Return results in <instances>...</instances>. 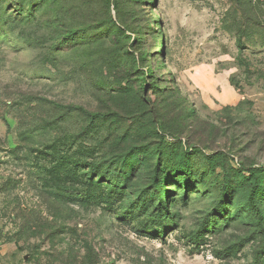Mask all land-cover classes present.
Masks as SVG:
<instances>
[{"label":"rangeland","instance_id":"374dc122","mask_svg":"<svg viewBox=\"0 0 264 264\" xmlns=\"http://www.w3.org/2000/svg\"><path fill=\"white\" fill-rule=\"evenodd\" d=\"M78 4L0 0V264H264V0Z\"/></svg>","mask_w":264,"mask_h":264},{"label":"trees","instance_id":"16d2710c","mask_svg":"<svg viewBox=\"0 0 264 264\" xmlns=\"http://www.w3.org/2000/svg\"><path fill=\"white\" fill-rule=\"evenodd\" d=\"M106 5V3H105ZM99 6V0H79V4L77 6V8L79 9V15L77 16L80 19V27H79V31L82 33V35H80V38L83 39V37L85 36V34H87L90 28H95V25H100L102 23V25H100L102 28L105 27L106 33L108 32L107 29L113 33V35H119L120 33L124 32L122 27L120 25L117 24V22L112 18V17H101L100 15H98L97 13L92 14H87L86 10L88 9H92ZM107 7H110V0H107ZM99 19L97 22L95 20ZM100 23V24H99ZM240 39L238 41V44L240 46L243 45L244 42V37L246 34V32H244L243 27H240ZM242 30V31H241ZM75 29H72V27L69 24H66L65 28L61 31V36L63 41L69 43L71 42V39H74L76 34ZM109 34V33H108ZM107 34V35H108ZM87 41V40H84ZM73 108H77L79 110H81L82 112H87L83 107H73ZM87 114H89V116H91L92 120H96L99 118H103L105 117V113L102 112H94V113H89L87 112ZM186 152H189L188 150ZM254 192L250 195L249 200L251 203L255 204V198H254ZM263 214L262 212H259V218H263Z\"/></svg>","mask_w":264,"mask_h":264}]
</instances>
